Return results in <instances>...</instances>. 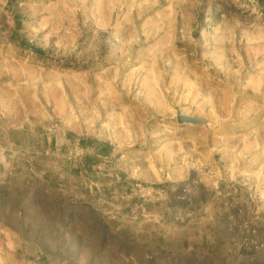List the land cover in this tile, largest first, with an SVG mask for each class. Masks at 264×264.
I'll use <instances>...</instances> for the list:
<instances>
[{
	"label": "rangeland",
	"instance_id": "obj_1",
	"mask_svg": "<svg viewBox=\"0 0 264 264\" xmlns=\"http://www.w3.org/2000/svg\"><path fill=\"white\" fill-rule=\"evenodd\" d=\"M132 223L134 264H264V0H0V264Z\"/></svg>",
	"mask_w": 264,
	"mask_h": 264
},
{
	"label": "crops",
	"instance_id": "obj_2",
	"mask_svg": "<svg viewBox=\"0 0 264 264\" xmlns=\"http://www.w3.org/2000/svg\"><path fill=\"white\" fill-rule=\"evenodd\" d=\"M91 201L93 200L84 199L83 204L82 202L79 204L85 208L87 214L91 213L92 215L95 216V212H93L90 208L92 207ZM86 203H89V204H86ZM36 211L37 209L35 208V213ZM150 214H151V211L148 212L147 218H145L143 221L147 222L146 220H150L151 219ZM132 224L130 225H132L133 227L125 226L126 228L125 227L120 228L121 226L120 225L118 227L116 226V228L114 229H110V232L113 233L111 236L115 239L113 241L116 242L115 245L112 247L113 242H111L110 240L108 241L109 249L113 248V252L115 253V258L113 259V261L115 262L114 264H134L137 260L144 261L145 254H147V252H149L150 249H152V247L155 246L156 248L158 247V249H164V246L162 243H160V241H157L156 243V240L154 239L155 235H153L150 232L149 226L147 228H143V226L137 227V226H134V223ZM109 249L106 248L105 250H103L102 254L106 255L105 253L109 251ZM167 249L168 251L167 250L165 251L171 254V258H169L168 255H165L169 259V262H177L179 260L183 261L184 257H180L178 253L173 252L175 251L174 250L175 248L173 249L167 248ZM175 255L177 257H175ZM45 260L47 263H49L50 256L46 255Z\"/></svg>",
	"mask_w": 264,
	"mask_h": 264
},
{
	"label": "water",
	"instance_id": "obj_3",
	"mask_svg": "<svg viewBox=\"0 0 264 264\" xmlns=\"http://www.w3.org/2000/svg\"><path fill=\"white\" fill-rule=\"evenodd\" d=\"M178 120L179 121H186V122H196L197 119L192 117V116H188V115H184V114H178Z\"/></svg>",
	"mask_w": 264,
	"mask_h": 264
}]
</instances>
